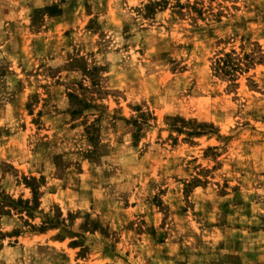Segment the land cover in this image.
I'll list each match as a JSON object with an SVG mask.
<instances>
[{"label": "rangeland", "instance_id": "374dc122", "mask_svg": "<svg viewBox=\"0 0 264 264\" xmlns=\"http://www.w3.org/2000/svg\"><path fill=\"white\" fill-rule=\"evenodd\" d=\"M0 201V264H264V0H0Z\"/></svg>", "mask_w": 264, "mask_h": 264}, {"label": "trees", "instance_id": "16d2710c", "mask_svg": "<svg viewBox=\"0 0 264 264\" xmlns=\"http://www.w3.org/2000/svg\"><path fill=\"white\" fill-rule=\"evenodd\" d=\"M33 189H34V188H33ZM34 192H35V191H34ZM14 203H15V202H14ZM18 204L21 205V204H23V202L20 201ZM24 205L27 206V205H28V202H26ZM11 206H12V205H9L7 202L0 201V224L2 223L3 219H4L5 217H7L6 215H11V211H10V210H6L7 207H11ZM15 209L17 210L18 208H15ZM23 209H25V208H23ZM46 223H47V224H51L50 221H47ZM41 230H42V231L46 230V227L43 226V227L41 228ZM14 233L19 234L20 231L13 232V234H14ZM1 236H4V234H2V232H0V237H1Z\"/></svg>", "mask_w": 264, "mask_h": 264}]
</instances>
